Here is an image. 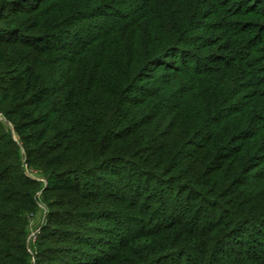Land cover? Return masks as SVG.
Instances as JSON below:
<instances>
[{"label":"trees","instance_id":"16d2710c","mask_svg":"<svg viewBox=\"0 0 264 264\" xmlns=\"http://www.w3.org/2000/svg\"><path fill=\"white\" fill-rule=\"evenodd\" d=\"M231 3L0 0V264H264V26Z\"/></svg>","mask_w":264,"mask_h":264},{"label":"rangeland","instance_id":"374dc122","mask_svg":"<svg viewBox=\"0 0 264 264\" xmlns=\"http://www.w3.org/2000/svg\"><path fill=\"white\" fill-rule=\"evenodd\" d=\"M231 2L232 3L229 5L230 9L235 10V11L241 10V12L247 13L243 17V19L249 25L253 24V26L250 27L253 29L252 30L253 34H254L252 36V39H253L257 34H259L260 29L264 26V13H262V14L259 13L260 10L262 9L261 7H264V0H231ZM256 13H259L260 15H257ZM260 39H261V41H264V36H261V34H259V41H260ZM253 41L256 42V39H254ZM263 47H264V45L258 44V46H256V45L252 46L251 49H254L253 51H258V52L264 54ZM193 57H196V60L198 62H200L203 59L202 57H197L196 55ZM254 57L256 59L255 61L257 63H259V66H257V67L260 68L261 56H259V54L257 53ZM204 63H206V62H202V65ZM0 122L3 123V125L9 130V124L5 121V118L1 112H0ZM25 172L27 174H29L30 177H35V178L38 177V175L34 174L35 172H33V171L25 170ZM43 184H45V182ZM35 199L39 203V208H38V211L30 218L29 235H28V242H29V245L31 246L32 251L37 250L36 243L38 241V237L40 236L42 229H44L47 226L48 216H49V209L46 206V204H44L42 201L41 192H38L36 194ZM212 215H213V213H212ZM207 219H210V217L206 216L205 220H207ZM104 221H105L104 218L98 219V217H96V218H92L90 220L83 222L82 225L86 228V231L84 233H88V234L92 235V237H94V235L103 234L104 232L101 229L104 226L103 225ZM159 223H160L159 219L157 221L153 220L152 224L150 225L151 227L149 226L147 229L150 228L149 231L151 230L154 233H156V230L162 229V227H164L163 225L165 224V223L164 224H159ZM107 227L110 230H108L109 234L105 235L106 238L105 239L102 238L103 240H101L100 242L97 240H94L96 243V246H98L100 248L99 251H96L97 256L95 258V261L101 260V259H106V258H109L112 256L114 257L116 255L115 251L117 250V246H118V242H119L118 236L120 235V232L122 230H121V228H115L114 225H109ZM257 230L262 231V228L260 227V229L257 228L254 230L249 229V235L255 239L259 238L261 240V243L264 245V237L263 236L260 237V233H259V231L257 232ZM165 232H168V231H164L160 235H155V238L161 237ZM171 232H173L175 236H177V234H178V236L180 234H183L181 229H179V228L174 229ZM167 237L168 236L163 237V239L161 240L162 244H163V242H166ZM78 240H79L78 245L84 244V242H82V240H83L82 238H79ZM57 261H58L57 262L58 264H73V261L69 260L67 258L66 254H61ZM226 263L228 264V262H226Z\"/></svg>","mask_w":264,"mask_h":264}]
</instances>
